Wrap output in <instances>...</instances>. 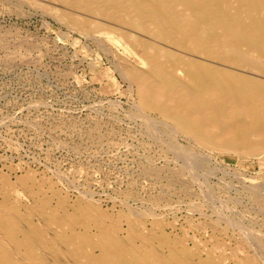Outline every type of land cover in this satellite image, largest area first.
Returning <instances> with one entry per match:
<instances>
[{
    "label": "bare ground",
    "instance_id": "1",
    "mask_svg": "<svg viewBox=\"0 0 264 264\" xmlns=\"http://www.w3.org/2000/svg\"><path fill=\"white\" fill-rule=\"evenodd\" d=\"M57 1L64 4L65 7L70 8L66 17L75 25L85 28V30L88 28L103 29L106 26L108 28H113V30L115 29L114 31H119L121 38L139 59L137 65L136 63L133 65H126L120 70H123L122 74L126 80H128L129 86L134 92L136 104L142 109L153 110L159 114L160 120L158 121L156 119L158 124L160 123L161 126H164L168 131L171 130L170 132L177 133L178 131L187 135L195 142L204 146L203 148L208 147L217 150H229L246 155L258 156V159L261 158L264 160V0ZM78 12L85 13V15L90 17L80 15ZM106 22L112 25L105 24ZM94 32H96V30ZM97 37L98 36L95 38L98 39ZM110 37L113 38V36ZM100 38L102 39L103 37ZM104 38L106 39V37ZM112 38L111 40L113 41L114 39ZM121 38L120 40H122ZM101 41L102 40L98 42L100 43ZM101 43L103 44V42ZM4 44L2 45L5 47L8 45ZM2 45L1 47H3ZM110 47L108 48L110 49ZM112 47L114 48V46ZM140 112L141 110H139V116L141 114ZM142 117L144 121V115ZM149 117H147V119ZM153 121L150 123L152 127L155 125H153ZM145 127L146 126H144V128ZM156 131H158V129ZM146 132L151 133L149 130ZM164 134L167 136V148L172 146L171 149H173L175 155L181 158V165L183 164L182 166H184V168L193 171V174H189L190 176L195 175V173L197 175V171L200 169L202 161H205V157H203L202 154L199 155L200 152L196 155L191 153L188 148L179 147L178 145L181 143L179 144L177 142L178 144L175 145L171 138L174 136L171 135V133L165 132ZM150 136L154 138L156 133L154 136ZM160 137L157 138V141L160 139V141H164L162 140L163 137ZM173 139H175V137ZM154 141H156V139ZM185 146L187 147V144ZM205 154L206 156L210 155V153L209 155L207 153ZM209 157L211 158V156ZM172 160V162H175L177 159ZM147 163L148 162H146V164ZM153 163L150 165H153ZM156 165L155 167L158 166ZM178 165L181 166L180 164ZM156 169H148L147 171H149L150 174H158L159 171ZM207 171L208 170H206V173ZM222 172L224 173V169H222ZM233 172L236 171L234 170ZM203 173L205 172H202V175ZM208 173H210V171ZM174 174L176 175V173L171 172L168 184H176V180L173 176ZM19 175L20 176L15 178L14 182L10 180V178L8 180L5 176H1L0 178V264H254L253 255L250 253L246 252L244 255H238L237 253H227L224 251L226 245L225 242L218 237L219 228L217 226L218 219L216 217L217 220H213L215 224L209 225L212 229L209 242L201 244L198 239L200 243L196 242L197 240L192 239L193 233L191 235L192 245H189L187 244L185 236L170 235V232L166 230V222L161 217L157 216V214H150V216L146 218L145 213L140 214L141 210L138 211L132 208L131 204L130 207H126V204H124L127 210H119L116 215H112L106 210L101 209L97 204L83 198V195L82 197H76V199L70 203L64 196L53 188L51 189L50 186L52 185L47 186L51 189L49 193V191L46 192L43 189V185L32 184L28 176L21 175V173ZM37 175L39 174L37 173ZM46 175L44 176L48 178ZM198 175L201 176V173H198ZM236 175L235 173V176ZM180 176H182V174ZM195 176L191 178L194 179ZM257 176H259V174ZM183 177L187 178L186 175H183ZM240 178L243 179L242 176ZM48 179H50V177ZM53 179L55 180V178ZM141 179L143 180L144 178ZM138 180L136 181L138 182ZM194 181L196 180L194 179ZM221 181L222 180H220V182ZM248 181H250L249 178ZM198 182L200 183L199 180ZM181 183L179 182V184ZM257 183L259 185L252 186L254 191L250 190L252 191V201L254 200L257 203L256 205L260 207H257V209L261 211V208L264 209V194H262L261 191L258 193L259 189L256 188H259L258 186L261 185L264 190V183ZM15 184L21 185L24 195H26L28 199H31V202L29 204L26 203V206L21 205L22 202H18L17 199H15L16 195L14 192L17 189ZM140 184L141 183L138 185ZM217 184L218 183L214 185ZM150 185L148 186L149 189ZM182 185L185 186L186 184L182 183L181 186ZM228 185L229 184L226 186ZM201 187L199 188L200 190ZM72 188L74 187L72 186L71 189ZM18 189L20 188L18 187ZM62 189L63 188H61V190ZM205 190H207V188ZM78 192L82 194L79 190ZM86 192L87 191H85V193ZM89 194H92V192H89ZM67 195L68 194H66V196ZM213 195L215 196L216 194ZM94 196L96 197V195ZM112 196H110V199ZM144 196L146 197V195ZM114 197L116 198V196ZM210 198L214 199V197ZM141 199L142 198H140V200ZM205 199L204 201H206ZM216 199L221 201L219 198ZM216 199H214V201ZM119 200L121 201L120 198ZM126 202H128V200H125V203ZM145 204H147V202ZM223 204L227 206L226 203ZM167 205L168 207L170 206L169 204ZM174 205L173 203L172 206ZM212 205L213 204H211V206ZM158 206L160 207V204ZM158 206L157 208H159ZM175 207L176 209L178 208L177 206ZM226 208L227 207H225V209ZM144 212L150 213L145 211V209ZM191 213H193V211ZM254 213L255 212H253V214ZM220 215L221 214L217 217H220ZM226 217L227 215H225V218ZM146 221H149L148 228L145 225ZM231 221L232 218L226 222V227L231 226L229 223ZM235 221L238 223L236 219L231 223L234 225ZM122 222H124V226L121 224ZM200 222L202 223V221H199V223ZM240 222L239 224H242L243 221ZM233 227L236 226L234 225ZM246 227L250 226L245 225L244 228H239L240 230L237 228L234 230L240 231L239 235L237 234V245L251 247L252 250L254 248L264 256V236H256L257 234H253L255 232H251L253 229L249 231ZM258 227L259 226L256 228ZM184 228L185 227H183V230ZM199 229L201 230V228ZM225 230L226 229H224V232ZM188 238H190V235ZM235 244H233V246ZM263 262L261 261V263Z\"/></svg>",
    "mask_w": 264,
    "mask_h": 264
},
{
    "label": "rangeland",
    "instance_id": "2",
    "mask_svg": "<svg viewBox=\"0 0 264 264\" xmlns=\"http://www.w3.org/2000/svg\"><path fill=\"white\" fill-rule=\"evenodd\" d=\"M69 11V7H65L64 4L57 0H0V41L3 39L0 44L2 45L5 42L4 45L8 44V47L6 46L8 49L0 45V170H2L0 171V178L5 176L8 180L10 178L14 182L15 178L20 176L19 174L21 173V175L28 176L29 181L31 180L30 183L43 185V189L46 192L49 191L50 193L53 188L70 203L76 197H82L83 195V198L97 204L101 209L112 215H116L119 210H127L126 207H130L131 204L132 208L138 211L141 210L140 214L145 213L146 218L150 214H157L166 222V230L170 232V235L185 236L189 245H192V239H198L201 244L208 243L212 235V229L209 225H214L213 220L217 218L218 237L226 245L224 251L237 253L238 255H244L247 252L253 255L254 264H263L264 256L261 252L256 251L253 247L252 250L251 247L238 246L236 242H238L237 237L240 233L239 228L242 229L245 225L250 226L246 227L249 231L256 229L251 231L252 233L255 232L253 233L254 235L264 236V209L261 208V211L257 209V207H260L256 205L257 203L254 200L252 201L251 194V190L254 191L253 185H257V182H260V184L264 183V178H262L264 177V160L258 159V156L229 150L203 148L204 146L187 135L178 131L177 133L170 132L171 130L168 131L160 123L158 124L160 120L159 114L153 110L142 109L136 104L134 92L129 86L128 80L122 74L123 70H120L126 65H133L134 63L137 65L139 59L121 38L119 31H114L115 29L113 30V28L106 26L103 29L88 28L86 31L85 28L75 25L66 17ZM78 13L85 15V13ZM85 16L90 17L88 15ZM105 24L112 25L108 22ZM95 30L96 32H94ZM96 33L100 34L97 35ZM94 34L98 36L99 40L95 38ZM110 36H113V38ZM100 37L103 38L101 39ZM104 37H106L107 41ZM111 38L114 40L112 41ZM100 40H102L103 44L98 42ZM106 46L111 47L109 49ZM138 108L141 110L140 116ZM143 115L145 117L144 121L142 120L144 119ZM151 119L152 121L154 120L153 125H155L153 127L150 124L152 123ZM153 128L158 129V131ZM148 130L151 133L146 132ZM160 131L171 133L175 137V139L171 137L175 145L181 143L182 145H178L179 147L188 148L191 153L196 155L200 152L199 155L202 154L205 157L200 169L205 170L201 171L198 169L197 175L195 173L196 176H190L193 171L184 168L183 164L181 165V158L175 155L173 149H171L172 146L167 148V136ZM155 133L158 137L154 136ZM150 135H153L154 138ZM159 135L163 137L162 140L165 142L160 141L161 139L157 141V138L160 137ZM155 139L156 141H154ZM186 144L187 147L185 146ZM204 152L208 155L210 153L209 156L211 158L206 156ZM171 158L177 160L172 162ZM146 162H148V165ZM151 163L153 165H150ZM21 167L27 168L26 171L24 168L23 171ZM148 169H156L159 173L150 174L147 171ZM222 169H224V173ZM206 170H208L207 173L210 171L212 175L210 173L207 174ZM234 170L236 172H233ZM171 172L176 173V175H173L176 184L174 183L173 185L168 184ZM202 172L205 173L202 175ZM198 173H201V176ZM235 173L237 174L236 176ZM145 174L151 177H146ZM179 174H182V176ZM258 174L259 176H257ZM44 175L48 176V178L50 177V179ZM183 175H186L187 178L183 177ZM193 176H195L194 179L196 181L192 179ZM141 178L144 179L142 180ZM248 178L250 181H248ZM181 181L186 185L181 186ZM139 183L141 184L138 185ZM216 183L220 186L218 184V187L214 185ZM226 183L230 186H226ZM15 185L17 189L18 187L20 188L18 191L16 189L17 192L20 191L19 193L14 192L17 196V198L15 196V199L18 202L21 201V205L26 206V203L29 204L31 199L24 195L21 185ZM47 186H50L51 189ZM72 186L74 188L77 187L82 194H79L77 188L71 189ZM200 187L201 190L199 189ZM258 187L256 188L259 189L258 193L261 191L264 194L262 186ZM61 188L63 189L61 190ZM206 188L207 190H205ZM85 191L88 193L86 192V194ZM89 192H92V194H89ZM66 194L68 195L66 196ZM213 194L216 195L214 196ZM236 194L240 195L237 196ZM110 196L113 198L116 196V198L113 199L111 197L110 199ZM208 196L214 197V199L219 198L221 201L218 199L214 201ZM140 198H142V201ZM95 200L99 201L96 202ZM125 200H128V202L125 203ZM144 200L147 204H145ZM173 203L175 204L174 206H172ZM196 203L200 205L198 206ZM221 203H226L227 206ZM124 204H126V207ZM159 204L160 207L158 206ZM167 204L171 207H168ZM211 204L213 205L211 206ZM228 205L231 206L229 207ZM175 206L178 208L176 209ZM225 207L227 208L225 209ZM144 209L150 213L144 212ZM192 211L193 213H191ZM253 212L255 213L253 214ZM219 214L224 217L221 215L217 217ZM225 215H227L226 218ZM230 217L232 218V223L234 219L238 221V223L235 221L234 225L236 227H233L234 225L231 222L229 223L232 228L231 226L226 227V222L231 220ZM187 219L190 221L188 222ZM196 220L202 221V223ZM224 220L227 221L225 222ZM239 220L243 221L242 224H239L241 223ZM121 224L123 225L124 222ZM145 225L146 227L149 226V221H146ZM242 225L244 226L241 227ZM257 226L259 227L256 228ZM183 227H185L184 230L186 232ZM197 228H201V230ZM236 228L239 230L234 231ZM224 229H226L225 232ZM193 233L194 235H192ZM189 235L190 238H188ZM198 240L196 242L200 243ZM233 244L235 245L233 246Z\"/></svg>",
    "mask_w": 264,
    "mask_h": 264
}]
</instances>
